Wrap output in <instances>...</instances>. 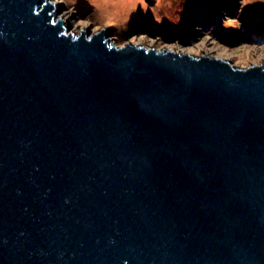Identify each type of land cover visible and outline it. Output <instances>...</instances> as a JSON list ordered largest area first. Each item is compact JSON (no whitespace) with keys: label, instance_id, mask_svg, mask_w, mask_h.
I'll return each mask as SVG.
<instances>
[{"label":"water","instance_id":"obj_1","mask_svg":"<svg viewBox=\"0 0 264 264\" xmlns=\"http://www.w3.org/2000/svg\"><path fill=\"white\" fill-rule=\"evenodd\" d=\"M57 14L0 0V264H264V68Z\"/></svg>","mask_w":264,"mask_h":264},{"label":"rangeland","instance_id":"obj_2","mask_svg":"<svg viewBox=\"0 0 264 264\" xmlns=\"http://www.w3.org/2000/svg\"><path fill=\"white\" fill-rule=\"evenodd\" d=\"M49 1L68 14L66 26L76 37L106 31L116 47H154L222 58L235 69L264 68V0Z\"/></svg>","mask_w":264,"mask_h":264},{"label":"bare ground","instance_id":"obj_3","mask_svg":"<svg viewBox=\"0 0 264 264\" xmlns=\"http://www.w3.org/2000/svg\"><path fill=\"white\" fill-rule=\"evenodd\" d=\"M51 5H52L56 10H58V6H57L56 2H51ZM57 19L63 21V22L65 23V25H67V24L70 22V20L68 19V14L60 13V14L56 17V20H57ZM136 47H143V46H138V45H136ZM143 48H144V47H143ZM146 49H147V48H146ZM148 50H154V51H156V52H168V51H170V50H168V49L158 51V50H155L154 47H150V49H148ZM180 54H181V53H180ZM205 54H206V53H205ZM186 55H187V54H186ZM188 55H189V54H188ZM190 56H193V55L190 54ZM204 56H205L204 58H210V59H212V60H220V61L225 62V60H223L222 58H220V59H218V58H213V57L210 56V55H204ZM200 58H203V56H201ZM227 63L231 65L230 62L227 61ZM231 66H232V65H231ZM258 66H261V65H258Z\"/></svg>","mask_w":264,"mask_h":264},{"label":"trees","instance_id":"obj_4","mask_svg":"<svg viewBox=\"0 0 264 264\" xmlns=\"http://www.w3.org/2000/svg\"><path fill=\"white\" fill-rule=\"evenodd\" d=\"M188 26H189V24H188ZM184 29L192 30V27H190V28H184ZM184 33L187 35V31L184 30ZM223 40H224V39H223ZM223 40H222V41H223Z\"/></svg>","mask_w":264,"mask_h":264}]
</instances>
